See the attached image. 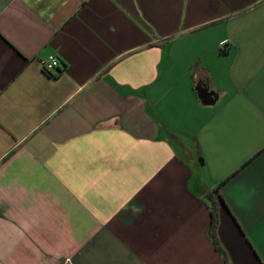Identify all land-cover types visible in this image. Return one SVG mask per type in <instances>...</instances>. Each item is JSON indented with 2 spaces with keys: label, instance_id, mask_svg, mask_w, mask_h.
Instances as JSON below:
<instances>
[{
  "label": "crops",
  "instance_id": "0c3cea01",
  "mask_svg": "<svg viewBox=\"0 0 264 264\" xmlns=\"http://www.w3.org/2000/svg\"><path fill=\"white\" fill-rule=\"evenodd\" d=\"M0 264H264V0H0Z\"/></svg>",
  "mask_w": 264,
  "mask_h": 264
},
{
  "label": "trees",
  "instance_id": "16d2710c",
  "mask_svg": "<svg viewBox=\"0 0 264 264\" xmlns=\"http://www.w3.org/2000/svg\"><path fill=\"white\" fill-rule=\"evenodd\" d=\"M226 49L224 48H220V53L221 54H225L226 53ZM212 198V197H210ZM211 221H210V234L215 242V230L217 228V224H218V214H217V209L216 207H212L211 210Z\"/></svg>",
  "mask_w": 264,
  "mask_h": 264
},
{
  "label": "built area",
  "instance_id": "2783aa9c",
  "mask_svg": "<svg viewBox=\"0 0 264 264\" xmlns=\"http://www.w3.org/2000/svg\"><path fill=\"white\" fill-rule=\"evenodd\" d=\"M58 60L54 56L48 57L46 61L43 63V69L46 73H51L54 69L58 67Z\"/></svg>",
  "mask_w": 264,
  "mask_h": 264
},
{
  "label": "water",
  "instance_id": "95a60500",
  "mask_svg": "<svg viewBox=\"0 0 264 264\" xmlns=\"http://www.w3.org/2000/svg\"><path fill=\"white\" fill-rule=\"evenodd\" d=\"M200 96L202 97L203 101H209L211 100L212 93L206 91L205 89H201Z\"/></svg>",
  "mask_w": 264,
  "mask_h": 264
}]
</instances>
